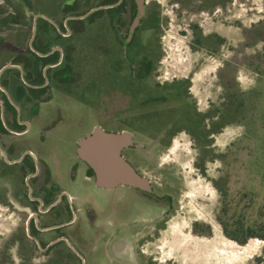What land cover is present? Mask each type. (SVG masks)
<instances>
[{"label": "rangeland", "instance_id": "obj_1", "mask_svg": "<svg viewBox=\"0 0 264 264\" xmlns=\"http://www.w3.org/2000/svg\"><path fill=\"white\" fill-rule=\"evenodd\" d=\"M153 1L162 21L156 74L161 81L190 79L185 101L205 112L204 132L198 142L182 131L164 136L166 145L150 146L148 129L131 131L137 143L150 146L135 150L132 158L153 184L152 195L126 185L100 188L81 172L71 186L74 148L100 115L90 104L100 89L111 94L104 118L99 119L106 127L118 128L122 117L139 109L130 108L128 98L123 104L119 101L118 86L108 85L109 73L102 70L92 73L97 81L88 78L74 89L73 98L60 96L47 105L51 114L41 125L51 128L42 142L37 136L30 142L43 150L56 179L78 197L75 206L82 210L73 225V245L83 258L73 264H135V259L137 264H264L263 239L251 237L240 244L225 235L220 222L225 219L235 226L241 215L253 221L264 201V0H233L220 16L194 15L179 11L169 0ZM39 4L0 0L4 16L13 21L0 22L7 47L13 46V34L31 31ZM42 6L46 9L48 0ZM191 24L205 32L215 29L224 40L221 48L211 53L199 45L192 47ZM256 28L262 30L255 34ZM7 53L3 50L0 63ZM99 80L105 81V88L96 85ZM185 101L179 110L187 106ZM7 184V177H0V192L7 191ZM244 193L252 195L251 203ZM0 201L1 263L12 217L5 195ZM93 212L98 221L89 225L87 216ZM117 239L123 242L119 252L113 247Z\"/></svg>", "mask_w": 264, "mask_h": 264}, {"label": "flooded vegetation", "instance_id": "obj_2", "mask_svg": "<svg viewBox=\"0 0 264 264\" xmlns=\"http://www.w3.org/2000/svg\"><path fill=\"white\" fill-rule=\"evenodd\" d=\"M169 1L179 11L213 16H220L222 9L233 3ZM39 3L31 31L13 34L12 47L6 46L0 34V56L3 50L8 51V57L0 63V177H7L8 188L0 195H5L8 215L12 217L3 244L6 255L1 257L5 264H73L83 258L73 245V225L82 210L75 206L78 197L56 179L43 150L30 142L36 136L42 142L51 128L41 125L51 114L47 108L51 101L60 96L73 98L74 89L88 78L93 79V72L102 70L109 73L108 85L118 86L119 101L123 104L128 98L130 108L139 110L122 117L118 128L106 127L99 119L104 118L111 94L100 89L95 97L97 103L90 102L100 114L92 130L95 126L108 132L148 129L152 135L150 146L166 145L164 136L182 131L198 142L208 118L195 104L185 101L190 79L161 81L156 74L162 21L153 0H142L143 13L138 19L137 0H48L46 9L43 0ZM190 29L192 47L199 45L216 53L223 45L215 29L205 32L196 24H191ZM96 85L106 86L104 80ZM181 101L187 105L182 111L178 109ZM80 139L70 168L71 186L76 184L79 172L95 184L93 169L78 156ZM137 144L132 135V144L124 147L121 155L143 175L132 152L148 150L150 146ZM132 188L136 193L153 194V184L151 191ZM87 219L89 225H94L98 214L93 212ZM165 223L164 219L160 225ZM121 247L114 244L115 250Z\"/></svg>", "mask_w": 264, "mask_h": 264}, {"label": "water", "instance_id": "obj_3", "mask_svg": "<svg viewBox=\"0 0 264 264\" xmlns=\"http://www.w3.org/2000/svg\"><path fill=\"white\" fill-rule=\"evenodd\" d=\"M137 1L139 3L138 19L143 13V4L142 0ZM130 144H132V135L129 131L108 132L99 126H95L90 134L78 141V156L93 169L96 186L111 189L118 185H126L151 191L149 179L137 173L121 155V150ZM137 146L140 147L139 144ZM119 241L117 239L114 244L121 245L119 250L121 251L123 242ZM119 251L115 250V252ZM137 262H139L137 259L133 261L135 264Z\"/></svg>", "mask_w": 264, "mask_h": 264}, {"label": "trees", "instance_id": "obj_4", "mask_svg": "<svg viewBox=\"0 0 264 264\" xmlns=\"http://www.w3.org/2000/svg\"><path fill=\"white\" fill-rule=\"evenodd\" d=\"M0 13H2L0 16V22L3 24H6L8 22L7 15L4 16V10L0 7ZM262 28H256L252 30L255 34L258 33ZM264 30V28H263ZM2 41V37L0 36V43ZM259 69V68H255ZM233 102V99L230 101V103ZM241 105V103H240ZM263 189H264V174H263ZM223 195H225V191H221ZM243 198L247 199L249 203H251L253 197L252 195H248L244 193L242 195ZM256 218L253 221H245L243 218V215H241V218L235 219V226H232L229 224L225 219L220 218V222L223 227V231L226 236L229 238L237 241L240 244H244L248 238L256 237L259 239L264 240V201L259 206L257 210Z\"/></svg>", "mask_w": 264, "mask_h": 264}]
</instances>
